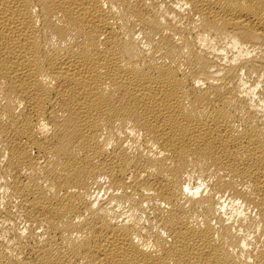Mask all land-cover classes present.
Returning <instances> with one entry per match:
<instances>
[{
    "label": "bare ground",
    "instance_id": "1",
    "mask_svg": "<svg viewBox=\"0 0 264 264\" xmlns=\"http://www.w3.org/2000/svg\"><path fill=\"white\" fill-rule=\"evenodd\" d=\"M0 264H264V0H0Z\"/></svg>",
    "mask_w": 264,
    "mask_h": 264
}]
</instances>
